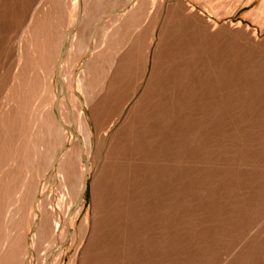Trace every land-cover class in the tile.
<instances>
[{"label": "bare ground", "instance_id": "bare-ground-1", "mask_svg": "<svg viewBox=\"0 0 264 264\" xmlns=\"http://www.w3.org/2000/svg\"><path fill=\"white\" fill-rule=\"evenodd\" d=\"M217 6L0 0V264H264L262 64L215 80L189 173L169 154Z\"/></svg>", "mask_w": 264, "mask_h": 264}, {"label": "rangeland", "instance_id": "rangeland-1", "mask_svg": "<svg viewBox=\"0 0 264 264\" xmlns=\"http://www.w3.org/2000/svg\"><path fill=\"white\" fill-rule=\"evenodd\" d=\"M215 12L203 11L217 29V67L214 75L194 78L189 76L190 86L185 95V106L180 114H173L169 154L182 160L180 167L185 174L201 155L199 126L204 110L211 116L215 80L229 74L232 66L240 61H256L262 68L246 69L250 74H264V0H216ZM204 65V60L199 59ZM173 171L170 179L174 180Z\"/></svg>", "mask_w": 264, "mask_h": 264}]
</instances>
